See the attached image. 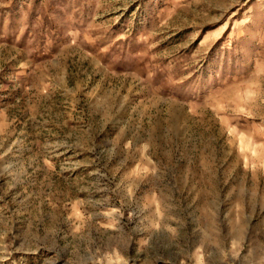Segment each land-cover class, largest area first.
<instances>
[{"label": "rangeland", "instance_id": "obj_1", "mask_svg": "<svg viewBox=\"0 0 264 264\" xmlns=\"http://www.w3.org/2000/svg\"><path fill=\"white\" fill-rule=\"evenodd\" d=\"M0 264H264V0H0Z\"/></svg>", "mask_w": 264, "mask_h": 264}]
</instances>
